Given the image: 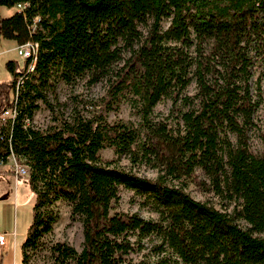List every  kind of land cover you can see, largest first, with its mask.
<instances>
[{
    "label": "trees",
    "instance_id": "trees-1",
    "mask_svg": "<svg viewBox=\"0 0 264 264\" xmlns=\"http://www.w3.org/2000/svg\"><path fill=\"white\" fill-rule=\"evenodd\" d=\"M1 6L17 7L0 17L1 37L37 44L23 66L6 62L10 79L0 82V114L16 107L15 118L0 126V163L11 154L23 163L25 178L8 173L33 194L22 264L52 230L50 207L58 200L81 222L83 241L80 250L51 244L50 264H133L132 236L157 237L158 249L183 264H264V137L259 153L249 143L257 107L251 68L254 58L264 64V0H0ZM52 76L67 85L104 81L106 92L95 102L74 96L63 117L42 92ZM192 83L196 92L188 95ZM121 98L137 123L107 120ZM38 100L53 115L45 129L32 125ZM162 100L177 112L172 123L153 118ZM106 147L155 177L103 161ZM196 169L226 200L223 208L189 195ZM120 186L158 219L111 213Z\"/></svg>",
    "mask_w": 264,
    "mask_h": 264
},
{
    "label": "rangeland",
    "instance_id": "rangeland-1",
    "mask_svg": "<svg viewBox=\"0 0 264 264\" xmlns=\"http://www.w3.org/2000/svg\"><path fill=\"white\" fill-rule=\"evenodd\" d=\"M17 11L16 6L5 7L0 9V17H9ZM163 29L169 25V19L163 22ZM144 30V29H143ZM145 31V30H144ZM16 43L12 40L4 39L0 35V82L8 81L10 73L6 68V62L16 60L20 66H23L24 58L17 53ZM264 68L263 62H258L254 58V64L251 68V91L253 99L257 103L253 116L254 125L249 132L250 148L253 152L259 153L262 150V139L264 137ZM42 92L47 100L58 110L63 117H68L76 105L74 96L80 100L99 101L106 92V84L99 81L89 84L86 79H80L73 85H67L57 76L50 77L42 87ZM196 92L194 83L188 88L186 93L193 95ZM39 108L35 111L32 125L39 129H45L53 124V115L51 111L41 102L37 101ZM79 103V107H81ZM171 102L162 100L154 109L153 118L168 119V122L175 120L177 112L171 108ZM100 108V106H97ZM85 115L89 111H83ZM108 121L116 119L131 120L137 123L139 118L133 113L129 102L126 98H121L114 109L105 112ZM172 123V122H171ZM103 161H111L112 165L127 170L131 169L140 176L153 178L156 172L145 165L132 166L128 158H117L112 147H106L99 151ZM18 162H20L17 159ZM4 165V166H2ZM11 160L0 164V233L4 235V244H0V261L2 264H22L23 251L22 243L24 241L28 226L32 218L33 194L29 186L18 180L14 173L9 174L12 170ZM17 179L19 184L15 181ZM25 178V177H22ZM207 179L200 169H196L191 181L188 184L187 192L198 201H206L218 209L227 204L226 200L216 196L207 189ZM118 200L112 205L111 213H138L144 219L157 220L158 214L152 210L150 205L144 202V199L134 194L133 191L122 186L119 187ZM235 204H230L228 210H232ZM53 216L56 218L52 224V230L42 237V246L35 252L27 251V264H50L49 252L47 248L57 241H66L80 250L83 241L82 225L78 219L71 218V209L67 203L62 200L55 201L51 205ZM237 222L245 226L242 219ZM264 235V234H262ZM133 249L127 255V260L133 264H183L176 255L171 251L158 249L160 241L155 236H148L136 240L135 236L131 237Z\"/></svg>",
    "mask_w": 264,
    "mask_h": 264
},
{
    "label": "built area",
    "instance_id": "built-area-1",
    "mask_svg": "<svg viewBox=\"0 0 264 264\" xmlns=\"http://www.w3.org/2000/svg\"><path fill=\"white\" fill-rule=\"evenodd\" d=\"M17 7L20 10H22L24 5H17ZM16 49H17V53L21 57L29 58V57L33 56L34 53L36 52L37 44L32 43V42H27V43H24L21 45H17ZM15 116H16V107L15 106L7 107L0 114V126L4 123L10 121V120H13L15 118ZM9 160H11V163L13 164V166L11 168H12V170H14L15 174L20 175L22 177L27 176V173H28L27 167L23 163L18 162L17 158L13 154H11L8 157L7 161H9ZM0 244H4V235L1 233H0Z\"/></svg>",
    "mask_w": 264,
    "mask_h": 264
},
{
    "label": "crops",
    "instance_id": "crops-1",
    "mask_svg": "<svg viewBox=\"0 0 264 264\" xmlns=\"http://www.w3.org/2000/svg\"><path fill=\"white\" fill-rule=\"evenodd\" d=\"M2 8V6L0 7V9ZM2 166H4V165H2ZM14 179H15V177H14ZM15 181L17 182V184H19V182L20 181H18L17 179H15ZM2 234V233H1Z\"/></svg>",
    "mask_w": 264,
    "mask_h": 264
}]
</instances>
